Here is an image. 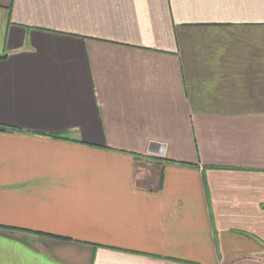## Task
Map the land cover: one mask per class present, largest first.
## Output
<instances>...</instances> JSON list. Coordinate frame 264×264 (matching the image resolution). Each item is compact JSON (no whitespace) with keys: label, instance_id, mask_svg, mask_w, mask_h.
<instances>
[{"label":"crops","instance_id":"crops-1","mask_svg":"<svg viewBox=\"0 0 264 264\" xmlns=\"http://www.w3.org/2000/svg\"><path fill=\"white\" fill-rule=\"evenodd\" d=\"M0 264H264V0H0Z\"/></svg>","mask_w":264,"mask_h":264},{"label":"trees","instance_id":"trees-1","mask_svg":"<svg viewBox=\"0 0 264 264\" xmlns=\"http://www.w3.org/2000/svg\"><path fill=\"white\" fill-rule=\"evenodd\" d=\"M5 130V128H3V127H0V131H4Z\"/></svg>","mask_w":264,"mask_h":264}]
</instances>
